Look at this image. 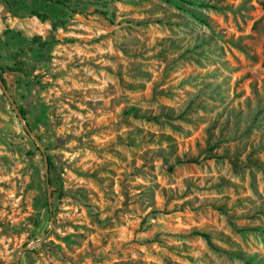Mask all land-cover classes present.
Returning <instances> with one entry per match:
<instances>
[{
	"label": "rangeland",
	"instance_id": "obj_1",
	"mask_svg": "<svg viewBox=\"0 0 264 264\" xmlns=\"http://www.w3.org/2000/svg\"><path fill=\"white\" fill-rule=\"evenodd\" d=\"M61 1L0 0V264H264V0Z\"/></svg>",
	"mask_w": 264,
	"mask_h": 264
},
{
	"label": "water",
	"instance_id": "obj_2",
	"mask_svg": "<svg viewBox=\"0 0 264 264\" xmlns=\"http://www.w3.org/2000/svg\"><path fill=\"white\" fill-rule=\"evenodd\" d=\"M0 86H1L4 94L7 96V98L9 100H11L10 97L8 96V94H7L6 86L3 84L1 78H0ZM11 105H12V108H13L14 112H16V115H17L18 119L20 120V122L22 124V127L24 128L26 134L29 135L34 140L35 144L39 148V150H40V152H41V154L43 156L44 162L46 163V172H47V170H48L47 169V158H46V156L44 154V151H43V149L41 147V144H40L38 138L36 136H34V134L32 133V131L30 130L28 124L26 123L25 118L22 116V114L20 113V111L17 110V107L14 105L13 102H11Z\"/></svg>",
	"mask_w": 264,
	"mask_h": 264
},
{
	"label": "trees",
	"instance_id": "obj_3",
	"mask_svg": "<svg viewBox=\"0 0 264 264\" xmlns=\"http://www.w3.org/2000/svg\"><path fill=\"white\" fill-rule=\"evenodd\" d=\"M46 1L47 2H54V3H57V4H63V2L61 0H46ZM179 1L182 2L183 0H179ZM32 16L36 17L37 19H39L41 21H45L47 19V16L45 14L32 13ZM11 71L14 72V71H20V70H11ZM0 77L2 79L3 84L6 85L5 80L2 78V76H0ZM20 113L25 118V116H26L25 110L20 108ZM47 160H48V163H49L50 171H54L53 165L50 162L51 161L50 158L48 157ZM53 184H54L53 183V178L50 177L48 185L53 186Z\"/></svg>",
	"mask_w": 264,
	"mask_h": 264
}]
</instances>
